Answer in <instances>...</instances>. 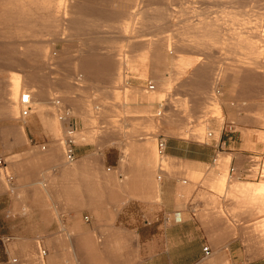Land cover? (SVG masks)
<instances>
[{
  "label": "rangeland",
  "instance_id": "1",
  "mask_svg": "<svg viewBox=\"0 0 264 264\" xmlns=\"http://www.w3.org/2000/svg\"><path fill=\"white\" fill-rule=\"evenodd\" d=\"M158 7L163 11L156 12ZM0 13V134L4 123L17 121L26 141L33 123L46 139L45 148L62 154L65 129L50 105L57 98L77 125L73 136L81 150L118 155L120 170L132 162L148 168L153 202L160 193L157 138L174 146L186 139L198 160L166 151L168 176L185 168H219L211 182L197 173L185 177L198 189L212 190L213 214L246 245L264 249V215L256 205L248 206L242 192L249 191L248 198L264 211L252 192L264 181V138L258 136L264 131V0H0ZM124 18L128 27L120 32ZM209 19L208 40L201 38V27L196 33L188 28ZM181 56L194 62L184 66ZM141 61L143 70L136 65ZM13 73L19 93L32 90L33 109L25 118L18 115V99L17 115L10 117L6 97ZM77 74L82 75L78 84ZM148 81L155 86L152 92L146 90ZM221 135H234L237 143L212 153ZM3 144L0 137V148ZM35 148L41 150V144ZM249 158L258 161L261 176L230 179L228 168H245ZM4 174L0 168V177ZM244 181L258 182L244 189ZM23 248L25 263L45 264L34 247ZM247 256L264 258V251Z\"/></svg>",
  "mask_w": 264,
  "mask_h": 264
},
{
  "label": "crops",
  "instance_id": "2",
  "mask_svg": "<svg viewBox=\"0 0 264 264\" xmlns=\"http://www.w3.org/2000/svg\"><path fill=\"white\" fill-rule=\"evenodd\" d=\"M125 20L120 32L128 27ZM199 23L203 26L188 28L196 33L201 27V38L208 40L211 20ZM191 61V57L179 58L184 66ZM136 65L144 69L143 61ZM2 127L0 168L5 174L0 177V264H28L21 258L27 252L23 247L30 245L37 251L38 241L45 249V264H264L262 257L247 256L263 252L259 244L246 245L213 214L212 190L198 189L185 177L197 173L211 182L220 175L219 168L167 173L159 180V201L153 202L149 200L150 172L142 165L132 162L120 170L118 155L112 159L79 146H75V160L68 163L63 150L61 154L55 148H35L46 141L35 124L27 128L26 141L21 139L19 122ZM52 131L58 133V126L53 125ZM263 133L259 132L260 139ZM233 136L221 135L210 151L237 143ZM172 144L167 143L170 155L198 160L188 140ZM113 171L124 172L126 179ZM254 182L258 181H244L241 186ZM242 192L248 206L256 205L264 215Z\"/></svg>",
  "mask_w": 264,
  "mask_h": 264
},
{
  "label": "built area",
  "instance_id": "3",
  "mask_svg": "<svg viewBox=\"0 0 264 264\" xmlns=\"http://www.w3.org/2000/svg\"><path fill=\"white\" fill-rule=\"evenodd\" d=\"M82 75L77 74L74 78V83L78 84L81 81ZM155 88L154 84L150 81L146 84V90L152 91ZM50 105L55 108L57 111L58 119L62 122L63 128L65 129V133L63 136V139L61 141L62 143V150L64 154V158L66 162L71 163L75 160V141L73 133L75 132L77 126L75 125L74 121L72 120L70 116V110L63 106L59 99L53 98L50 100ZM18 106H19V116L21 118L27 117L31 111H32V100L30 93L28 91L22 92L21 96L18 99ZM160 107H163V104H159ZM161 111L157 112V115H160ZM207 136H212V132H208ZM41 148L44 149L45 145L42 144ZM166 151H167V140L163 137H158L156 142V153L158 157V161L156 164V172H157V179L160 180L166 173L165 166L163 164L165 157H166ZM215 160V159H213ZM258 161L249 158L248 163L246 164L245 168L238 169L234 165H232L230 168H228V177L230 179L234 178H251L253 175H255L254 178H257L258 176H261V169L256 168L255 164ZM1 163V159H0ZM110 169V168H108ZM6 180L10 182L12 180V177L10 175L6 176ZM87 219V218H86ZM37 253L40 257H43L45 254V249L41 246L40 242H37ZM204 255L207 256L209 254L208 247H203ZM12 262H16V259L13 258Z\"/></svg>",
  "mask_w": 264,
  "mask_h": 264
},
{
  "label": "bare ground",
  "instance_id": "4",
  "mask_svg": "<svg viewBox=\"0 0 264 264\" xmlns=\"http://www.w3.org/2000/svg\"><path fill=\"white\" fill-rule=\"evenodd\" d=\"M8 1V0H7ZM136 2V1H135ZM14 3V2H13ZM7 5H8V3H7ZM14 6V5H13ZM13 9V8H12ZM14 9H16V7L14 8ZM9 11H11V10H9ZM14 11V10H13ZM13 11H11V13L13 14ZM20 10H18V12H19ZM25 11V10H24ZM5 11H3L2 13H4ZM17 12V11H16ZM15 12V13H16ZM136 12V11H135ZM2 13H0V14H2ZM6 13V12H5ZM8 13V12H7ZM14 13V14H15ZM19 13H21V12H19ZM23 13V12H22ZM21 13V14H22ZM13 14V15H14ZM25 14H26V12H25ZM135 14V13H134ZM13 15H10V16H13ZM27 15V14H26ZM26 15H25V17H26ZM3 16V15H2ZM6 16V15H5ZM4 16V18L7 20V21H9L11 18H6V17H8V16H6L5 17ZM16 16H17V13H16ZM19 16V15H18ZM18 16H17V18H18ZM135 17V16H134ZM2 17L0 16V19H1ZM16 17H14V19H15ZM16 18V19H17ZM20 18V17H19ZM22 19H24V17H21ZM20 18V19H21ZM13 18L11 19L12 21L14 20ZM2 20V19H1ZM4 20V19H3ZM10 20V21H11ZM260 20V19H259ZM5 21V20H4ZM15 21V20H14ZM18 21H20L21 22V20H19L18 19ZM24 21V20H23ZM264 21V20H263ZM262 21V22H263ZM259 22V21H258ZM123 23V22H122ZM264 23V22H263ZM259 26V25H258ZM262 28H263V26H262ZM40 29V28H39ZM213 29V28H212ZM41 30V29H40ZM211 30V29H210ZM214 30V29H213ZM212 30V31H213ZM260 31H262V30H260ZM259 36V35H258ZM260 36H263V35H261V33H260ZM77 37V36H76ZM256 38H258V37H256ZM249 39V38H248ZM264 54V53H263ZM184 57V56H183ZM193 59V58H192ZM182 60V59H181ZM194 62V61H193ZM193 62H191V63H193ZM183 63V62H182ZM187 65H190V64H187ZM186 65V66H187ZM99 74V73H98ZM101 74H104V73H101ZM108 74V73H107ZM8 80H9V87H8V93H7V97H6V102L8 103V105H9V113H10V117H15L16 115H17V108H16V101H17V99H19L18 97H20L21 96V94H22V92H24V91H22V92H20L19 93V84H20V82H19V77H18V75H17V73H13L12 75H10V77L8 78ZM21 81V80H20ZM29 93H30V96H31V100H32V109H33V104H34V100H33V97H32V90H27ZM153 91V90H152ZM151 91V92H152ZM17 105H18V101H17ZM18 108H19V106H18ZM118 120V119H117ZM217 135L218 134H216L215 135V137H217ZM150 150H151V152L153 153V155H155L154 154V148L151 146V148H150ZM224 156H222V158H223ZM228 158H229V156L228 155H226L225 156V158H224V162L223 163H225V162H227L228 161ZM171 162V161H170ZM190 162V161H189ZM222 162V161H221ZM79 163V162H78ZM187 163V162H186ZM192 163V162H191ZM194 163V162H193ZM195 163H197V162H195ZM201 163V162H200ZM174 164V163H173ZM203 164V163H202ZM166 165V164H165ZM188 165V164H187ZM186 165V166H187ZM196 166H197V164H196ZM188 167H190V165H188ZM198 168V167H197ZM223 176V175H222ZM221 176V177H222ZM224 178H225V176H223ZM262 177H264V174L262 175ZM221 180L222 179H220V182H221ZM224 181V179L222 180V182ZM247 185H245L244 186V189H246L247 187H246ZM227 187V186H226ZM237 191V190H236ZM247 192V196L249 197V191H246ZM252 192H253V197H256L257 199H258V201H260L263 205H264V181L263 182H261L258 186H256V187H253L252 188ZM251 192V193H252ZM250 196H251V194H250ZM252 197V196H251ZM246 201V200H245Z\"/></svg>",
  "mask_w": 264,
  "mask_h": 264
}]
</instances>
